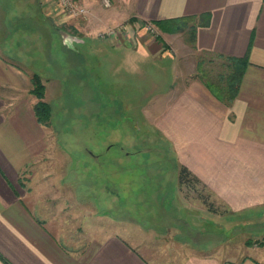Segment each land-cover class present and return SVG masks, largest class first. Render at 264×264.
I'll use <instances>...</instances> for the list:
<instances>
[{
  "label": "crops",
  "instance_id": "1",
  "mask_svg": "<svg viewBox=\"0 0 264 264\" xmlns=\"http://www.w3.org/2000/svg\"><path fill=\"white\" fill-rule=\"evenodd\" d=\"M76 1L89 13L71 17L70 28L50 14L53 0H12L3 8L6 15L20 18L29 13L38 23L37 31L30 32L37 38L33 46L41 51L47 46L46 34L55 36L52 32L59 30L80 38L65 36L69 46L84 37L105 39L102 43L111 45L110 52L123 61L146 59L163 69L162 62H169L172 82L161 88L155 81L160 88L144 107L147 119L169 143L179 174L186 166L233 213L264 208V0H112L109 7L103 0ZM189 18L193 23L183 28L169 26L177 30L157 24ZM147 22L156 26L157 34L147 30ZM121 24L102 38L103 31ZM24 26L22 31H28ZM186 28L194 31L190 50L180 38ZM14 46V41L13 46L0 42V264H264V251L223 258L218 240L201 241L206 236L201 226L188 221L207 217L187 209V222H178L182 227L171 236L172 223L161 229L137 219H120L117 232L87 230L85 237L66 233L55 218L79 215H64L49 201L37 168L48 147L46 125L35 112L38 98L31 92L32 74L42 72L34 61L41 60L35 56L30 62L22 49L11 50ZM191 56L200 57L194 65ZM204 56L247 57L232 103L196 75ZM179 188L180 178L175 187L180 202ZM91 214L86 218H110ZM171 238L183 242L180 249Z\"/></svg>",
  "mask_w": 264,
  "mask_h": 264
},
{
  "label": "rangeland",
  "instance_id": "2",
  "mask_svg": "<svg viewBox=\"0 0 264 264\" xmlns=\"http://www.w3.org/2000/svg\"><path fill=\"white\" fill-rule=\"evenodd\" d=\"M11 2L0 0V42L13 46L14 41L11 50L22 49L30 62L40 57L41 63H34L42 71L38 73L45 84L44 99L51 106V117L44 124L46 159L37 170L49 201L61 207L64 215H79L55 218L66 233L85 237L87 230L117 232L120 219H137L149 226L156 223L161 229L172 223L175 227H169L171 236L182 227L178 222H187L183 218L189 214L187 209L207 217L188 221L201 226V233L206 235L201 241L218 240V254L223 258L239 259L251 251H264V208L233 213L194 179L180 182V202L177 200L179 166L169 143L147 119L144 107L160 87L172 82L174 72L169 62H162L163 69L160 63H148L146 59L123 61L110 52L111 45L102 43L105 39L84 37L83 42L69 46L58 29L52 32L55 36L46 34L47 46L41 51L42 47L39 50L33 46L37 38L30 32L37 31L38 23L30 20L29 13L24 18L9 12L6 15L4 8ZM58 6L59 2L53 0L50 14L70 28L67 22L71 17ZM24 25L28 31H22ZM188 29L180 38L190 50L192 30ZM7 33L8 43L4 41ZM209 57H203L196 75L215 87L226 85L235 72L231 60ZM199 58L189 59L194 65ZM155 81L160 82L159 88L154 87ZM160 178L165 181L160 183ZM91 212L110 218H86ZM169 241L174 242L175 249L183 244L177 238Z\"/></svg>",
  "mask_w": 264,
  "mask_h": 264
},
{
  "label": "trees",
  "instance_id": "3",
  "mask_svg": "<svg viewBox=\"0 0 264 264\" xmlns=\"http://www.w3.org/2000/svg\"><path fill=\"white\" fill-rule=\"evenodd\" d=\"M193 18H189L190 21ZM185 22L182 19H174V20H164V21H158L157 24L163 29V30H177L179 28L185 27L187 24V21ZM184 22V23H183ZM170 25H177V29L170 28ZM60 29L61 27L58 26ZM194 33V31H192ZM229 60H231L232 65L235 69V72L231 74L230 81L221 87H215L212 85V83H208V85L213 89V91L224 101H226L228 104L232 103V101L235 99L238 93V89L241 83V79L244 73V67L247 62V57L243 58H236V57H228ZM33 84L34 87L32 88L31 92L36 94L39 98V101L35 104V112L38 116V119L41 123L45 124L48 122V120L51 117V106L48 102L45 101V84L42 80V75L38 72L33 73ZM180 182L185 183L188 179H194L199 182V179L192 174V172L186 167L182 166L180 169Z\"/></svg>",
  "mask_w": 264,
  "mask_h": 264
},
{
  "label": "built area",
  "instance_id": "4",
  "mask_svg": "<svg viewBox=\"0 0 264 264\" xmlns=\"http://www.w3.org/2000/svg\"><path fill=\"white\" fill-rule=\"evenodd\" d=\"M59 2V10L63 13V14H68L70 17H87L88 13H89V9L80 4L78 1L76 0H57ZM104 5L109 7L112 5V0H103ZM123 25H119L117 27H112V28H108L107 30L103 31L101 33L102 36H107V35H111L116 33L117 29L122 28ZM146 28L148 31H150L151 33L157 34V29L156 26L151 23V22H147L146 23Z\"/></svg>",
  "mask_w": 264,
  "mask_h": 264
},
{
  "label": "water",
  "instance_id": "5",
  "mask_svg": "<svg viewBox=\"0 0 264 264\" xmlns=\"http://www.w3.org/2000/svg\"><path fill=\"white\" fill-rule=\"evenodd\" d=\"M65 36H69V38L71 39V40H78V39H80L78 36H75V35H72V34H65Z\"/></svg>",
  "mask_w": 264,
  "mask_h": 264
},
{
  "label": "flooded vegetation",
  "instance_id": "6",
  "mask_svg": "<svg viewBox=\"0 0 264 264\" xmlns=\"http://www.w3.org/2000/svg\"><path fill=\"white\" fill-rule=\"evenodd\" d=\"M64 37H65V35H64Z\"/></svg>",
  "mask_w": 264,
  "mask_h": 264
}]
</instances>
